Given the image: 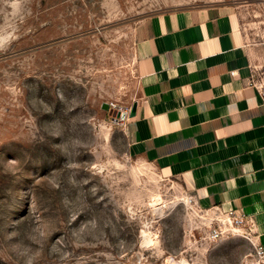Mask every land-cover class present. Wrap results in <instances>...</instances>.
I'll use <instances>...</instances> for the list:
<instances>
[{
  "label": "rangeland",
  "instance_id": "374dc122",
  "mask_svg": "<svg viewBox=\"0 0 264 264\" xmlns=\"http://www.w3.org/2000/svg\"><path fill=\"white\" fill-rule=\"evenodd\" d=\"M211 3L264 41V0H0V264H263L241 232L209 238L109 108L138 97L143 19Z\"/></svg>",
  "mask_w": 264,
  "mask_h": 264
},
{
  "label": "crops",
  "instance_id": "0c3cea01",
  "mask_svg": "<svg viewBox=\"0 0 264 264\" xmlns=\"http://www.w3.org/2000/svg\"><path fill=\"white\" fill-rule=\"evenodd\" d=\"M135 50L130 151L179 178L201 207L252 216L264 248V103L253 80L264 41L249 44L237 6L211 3L146 16Z\"/></svg>",
  "mask_w": 264,
  "mask_h": 264
},
{
  "label": "built area",
  "instance_id": "2783aa9c",
  "mask_svg": "<svg viewBox=\"0 0 264 264\" xmlns=\"http://www.w3.org/2000/svg\"><path fill=\"white\" fill-rule=\"evenodd\" d=\"M236 74V71H232ZM257 66L253 67V80L254 84L260 90L264 103V82L257 77ZM109 108L112 111L118 113L117 119L122 121L125 125L126 120L130 117L132 111V105L126 106L118 101H111L109 103ZM198 203V201L196 200ZM201 210L205 211L209 221V232L208 236L211 240H221L230 236L231 233L241 232L243 235L252 240L255 255L258 257L259 262L264 264V248L260 243L253 241V235L256 232V221L250 216L246 215L244 212L238 209L223 210L219 207L203 208Z\"/></svg>",
  "mask_w": 264,
  "mask_h": 264
},
{
  "label": "water",
  "instance_id": "95a60500",
  "mask_svg": "<svg viewBox=\"0 0 264 264\" xmlns=\"http://www.w3.org/2000/svg\"><path fill=\"white\" fill-rule=\"evenodd\" d=\"M135 111H136V104H134L132 106V111H131V114L130 115H134L135 114Z\"/></svg>",
  "mask_w": 264,
  "mask_h": 264
}]
</instances>
